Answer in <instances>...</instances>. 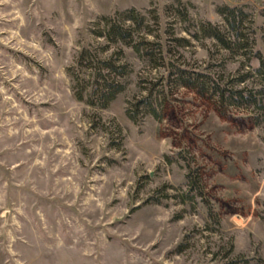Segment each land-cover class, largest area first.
Returning a JSON list of instances; mask_svg holds the SVG:
<instances>
[{
  "label": "rangeland",
  "instance_id": "1",
  "mask_svg": "<svg viewBox=\"0 0 264 264\" xmlns=\"http://www.w3.org/2000/svg\"><path fill=\"white\" fill-rule=\"evenodd\" d=\"M234 7L226 50L201 29ZM130 10L164 67L99 36ZM86 50L130 71L106 109L75 97ZM260 57L264 0H0V264H264V109L175 74L257 93Z\"/></svg>",
  "mask_w": 264,
  "mask_h": 264
},
{
  "label": "trees",
  "instance_id": "2",
  "mask_svg": "<svg viewBox=\"0 0 264 264\" xmlns=\"http://www.w3.org/2000/svg\"><path fill=\"white\" fill-rule=\"evenodd\" d=\"M181 16L184 17L183 21H186V13L180 11ZM242 11L237 8L227 10L225 13L226 21L228 24V30L230 34L222 35V32L217 26L215 27H202V34L207 37L217 39L224 49L233 50V48L242 49L240 43H233L230 39L231 33L235 34L236 38L240 37L242 30V18L239 16ZM105 27L101 31L100 37L106 39L112 45L124 44L131 47L140 56L146 58L149 62H154L159 67H164L166 58L163 46L148 40L147 33L141 38L140 42L135 39V33L144 28L145 19L135 10L126 11L113 18L104 20ZM130 22L131 25H127ZM256 32V31H255ZM186 42V40L182 41ZM182 46V45H181ZM87 56V57H86ZM86 57V58H85ZM86 59L92 64V73L90 79L81 78L75 73H70L73 83V90L75 97L80 102H85L90 106H97L102 109H106L117 98V96L126 89V83L124 79L130 75L127 65H117L112 59L101 60L97 58L92 52L86 50L82 52L81 60ZM260 67L257 69V73L261 79L263 89L257 93L249 92L247 90H226L221 89L215 80L212 78L202 77L199 74H193L190 71L176 67V71L179 79L177 82H182L181 85L189 86L196 90L197 93L204 94L205 92H211L212 94H219V100L221 103L228 102L233 106H247L254 105L260 109H264V58H259ZM152 93L148 98L138 102L139 104H146L150 109V114L157 116L156 109H154V103L151 98ZM245 104V105H243ZM140 106V105H139ZM129 118L137 122V111L131 113L127 112ZM239 261H235L230 264H237Z\"/></svg>",
  "mask_w": 264,
  "mask_h": 264
}]
</instances>
